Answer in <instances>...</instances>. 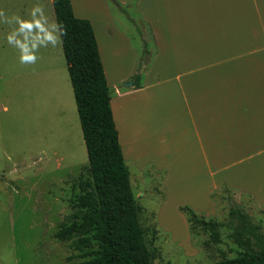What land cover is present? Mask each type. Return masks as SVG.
Here are the masks:
<instances>
[{
  "label": "rangeland",
  "instance_id": "374dc122",
  "mask_svg": "<svg viewBox=\"0 0 264 264\" xmlns=\"http://www.w3.org/2000/svg\"><path fill=\"white\" fill-rule=\"evenodd\" d=\"M37 3L44 5L50 22L55 20L50 0H0V9L25 16ZM109 3L119 27L142 49L138 56L144 48L151 55L150 33L138 22L134 0ZM137 23L147 36L143 43ZM9 31L0 23V264H69L88 259L96 250L93 239L54 235L62 223L77 217L71 200L78 194L79 170L88 161L61 43L40 47L35 64H21L19 51L7 43ZM149 62L139 70L140 80ZM137 66L138 60L134 71ZM188 140L176 131L174 147L160 146L158 153L139 144V157H157L159 165L149 160L139 168L125 160L133 196L141 207L151 264H207L240 250H259L264 242V206L250 195L221 185L210 191L207 212L197 209L194 197L211 185L204 186L201 155L197 146H191L189 153ZM181 207L213 219L219 241L202 226L190 231Z\"/></svg>",
  "mask_w": 264,
  "mask_h": 264
},
{
  "label": "crops",
  "instance_id": "0c3cea01",
  "mask_svg": "<svg viewBox=\"0 0 264 264\" xmlns=\"http://www.w3.org/2000/svg\"><path fill=\"white\" fill-rule=\"evenodd\" d=\"M70 4L93 28L124 160L159 165L139 157V144L158 153L174 147L180 131L190 154L198 147L204 186L211 185L194 197L199 211L221 185L264 206V0H134L154 47L139 83L131 76L142 49L119 27L109 0Z\"/></svg>",
  "mask_w": 264,
  "mask_h": 264
},
{
  "label": "trees",
  "instance_id": "16d2710c",
  "mask_svg": "<svg viewBox=\"0 0 264 264\" xmlns=\"http://www.w3.org/2000/svg\"><path fill=\"white\" fill-rule=\"evenodd\" d=\"M55 20L66 27L62 52L66 61L73 98L86 148L87 164L77 175L78 194L71 206L77 217L62 223L54 233L60 239L80 234L93 239V256L69 264H151L146 228L140 221V205L133 196L129 169L123 158L118 132L110 106L111 89L107 84L93 28L88 19L73 14L70 0H52ZM149 55L144 48L138 58L133 80L140 82ZM189 229L195 226L210 230L211 239L219 241L217 223L188 207ZM207 264H264V242L259 250H240Z\"/></svg>",
  "mask_w": 264,
  "mask_h": 264
},
{
  "label": "clouds",
  "instance_id": "9594fccd",
  "mask_svg": "<svg viewBox=\"0 0 264 264\" xmlns=\"http://www.w3.org/2000/svg\"><path fill=\"white\" fill-rule=\"evenodd\" d=\"M0 23L11 28L6 34L7 43L19 51L21 64H35L40 47H55L67 35L66 27L56 20L49 21L44 5L30 7L25 16L8 15L0 9Z\"/></svg>",
  "mask_w": 264,
  "mask_h": 264
},
{
  "label": "water",
  "instance_id": "95a60500",
  "mask_svg": "<svg viewBox=\"0 0 264 264\" xmlns=\"http://www.w3.org/2000/svg\"><path fill=\"white\" fill-rule=\"evenodd\" d=\"M129 84H131V82H129ZM124 85H125V86H127V84H126V83H125Z\"/></svg>",
  "mask_w": 264,
  "mask_h": 264
}]
</instances>
